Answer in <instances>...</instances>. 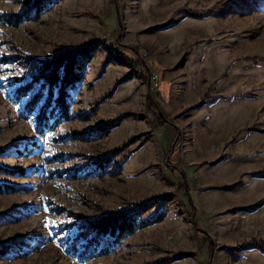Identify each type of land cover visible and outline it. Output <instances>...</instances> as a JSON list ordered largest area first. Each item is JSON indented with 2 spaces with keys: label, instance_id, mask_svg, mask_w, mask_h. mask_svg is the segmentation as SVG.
I'll list each match as a JSON object with an SVG mask.
<instances>
[{
  "label": "rangeland",
  "instance_id": "374dc122",
  "mask_svg": "<svg viewBox=\"0 0 264 264\" xmlns=\"http://www.w3.org/2000/svg\"><path fill=\"white\" fill-rule=\"evenodd\" d=\"M216 1L58 0L0 19V163L27 171H0L18 186L0 193V264H264V0ZM91 42L69 119L37 133L21 114L35 89L17 100L13 79ZM157 193L163 220L79 255L87 219Z\"/></svg>",
  "mask_w": 264,
  "mask_h": 264
},
{
  "label": "trees",
  "instance_id": "16d2710c",
  "mask_svg": "<svg viewBox=\"0 0 264 264\" xmlns=\"http://www.w3.org/2000/svg\"><path fill=\"white\" fill-rule=\"evenodd\" d=\"M58 0H30L27 5L18 12H1L0 19L12 25L39 17L48 10L53 2ZM227 0H217L216 4H222ZM206 10L195 11L203 14ZM97 44L88 43L73 48L64 49L48 56L37 57V69L27 78L15 77L13 83L24 81L15 88L14 98L22 99L28 95L31 89H35L33 96L27 100L21 114L25 118L34 116L35 130L39 134L54 130L61 122L69 119L71 107L75 102L73 91L83 80ZM27 81L25 82V80ZM120 119V117H119ZM117 118V120H119ZM109 127L116 125V121L105 122ZM105 125V124H104ZM108 127V128H109ZM125 144L106 152L99 157L98 163L101 171L119 153ZM0 147V152L4 151ZM65 154L60 152L51 158H58ZM0 171L12 174L27 173L24 167L12 168L0 163ZM18 186L13 182L0 181V193L15 191ZM166 194H154L136 202H131L125 207L111 208L95 218L87 219L85 231L80 232L77 241L85 240L81 256H95L107 253L111 249V242H116L132 234L136 230L148 225L158 223L167 214L165 202ZM107 243L102 244L103 241ZM256 242L257 240H251ZM258 247H262L259 243ZM6 251L4 249H0ZM175 257H164L148 264H169Z\"/></svg>",
  "mask_w": 264,
  "mask_h": 264
}]
</instances>
